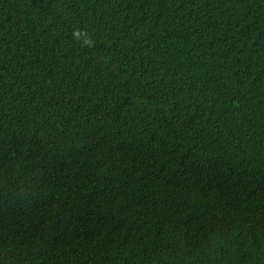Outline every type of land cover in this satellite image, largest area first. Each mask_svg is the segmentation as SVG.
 <instances>
[{
    "label": "trees",
    "instance_id": "16d2710c",
    "mask_svg": "<svg viewBox=\"0 0 264 264\" xmlns=\"http://www.w3.org/2000/svg\"><path fill=\"white\" fill-rule=\"evenodd\" d=\"M0 264H264V0H0Z\"/></svg>",
    "mask_w": 264,
    "mask_h": 264
}]
</instances>
